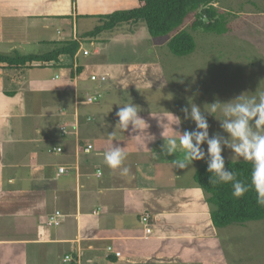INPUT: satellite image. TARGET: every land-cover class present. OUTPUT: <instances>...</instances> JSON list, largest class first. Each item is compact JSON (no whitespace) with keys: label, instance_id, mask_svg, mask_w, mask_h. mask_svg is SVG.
Returning <instances> with one entry per match:
<instances>
[{"label":"crops","instance_id":"obj_1","mask_svg":"<svg viewBox=\"0 0 264 264\" xmlns=\"http://www.w3.org/2000/svg\"><path fill=\"white\" fill-rule=\"evenodd\" d=\"M139 6V0H0V53L80 43L74 56L22 70L0 63V264H63L67 254L75 258L70 264L228 262L195 180L201 166L175 169L172 160L182 154L160 153V125L177 114L149 99L165 87L162 50L169 39L165 46L156 41L142 21L87 36L104 16ZM45 67L53 68L49 79L33 73ZM92 74L108 79L96 83ZM98 90V102H83ZM125 104L139 106L154 142L144 141L147 132L136 136L131 125L120 129L115 114ZM78 117L76 133L63 136V122ZM185 129L183 122L179 130ZM165 131L174 130L165 125ZM89 143L94 148L85 150ZM113 147L127 154L116 169L102 155ZM62 165L69 172L59 173ZM57 210L62 222L50 226ZM145 213L154 218L151 234L141 223ZM110 245L122 256L109 253Z\"/></svg>","mask_w":264,"mask_h":264},{"label":"rangeland","instance_id":"obj_2","mask_svg":"<svg viewBox=\"0 0 264 264\" xmlns=\"http://www.w3.org/2000/svg\"><path fill=\"white\" fill-rule=\"evenodd\" d=\"M217 5L227 14L230 31L217 34L192 30L197 41L192 54H174L166 45L172 34L156 37L166 45L162 50L166 80L164 89L155 92V99L149 101L161 103L163 109L171 108L182 120L181 109L190 103L203 110L216 100L228 101L242 93L251 96L257 89L264 90V0H218ZM190 23L188 19L185 27ZM52 49L51 45L38 43L18 52L44 54ZM52 71V67L35 68L33 73L49 79ZM143 96L147 101V94ZM205 115L210 134L219 130V122ZM183 122L188 130L195 127L190 120ZM222 155L228 160L230 150ZM204 163L198 160L196 167ZM216 231L222 252L227 254L225 264H264V219L232 223L216 227Z\"/></svg>","mask_w":264,"mask_h":264},{"label":"clouds","instance_id":"obj_3","mask_svg":"<svg viewBox=\"0 0 264 264\" xmlns=\"http://www.w3.org/2000/svg\"><path fill=\"white\" fill-rule=\"evenodd\" d=\"M254 93L251 96L242 93L228 101L216 100L203 110L195 103L183 107V120H190L195 125L190 130L181 132L179 128L183 121L181 117L172 114L171 119L166 118L167 123L160 125V137L163 140L160 153L165 156L181 153L182 157L172 160L175 169L180 170L187 169L194 161L204 160L206 170L211 174L208 178L211 185L231 184L232 196L237 199L251 188L256 194L257 204L264 206V90L257 89ZM139 112L137 105H123L115 114L118 117L117 124L122 131L129 130L131 125V131L138 133L136 136L147 132L142 137L144 141L154 142L157 137L147 131L149 126ZM205 113L219 122V130L210 134ZM165 125L174 130L172 134L166 133ZM226 149L230 150V162L242 160L251 164L250 183L238 180L236 172L225 167L222 153ZM102 155L104 163L116 169L121 166L127 154L120 147H113ZM128 173L129 169L123 168L122 174Z\"/></svg>","mask_w":264,"mask_h":264},{"label":"trees","instance_id":"obj_4","mask_svg":"<svg viewBox=\"0 0 264 264\" xmlns=\"http://www.w3.org/2000/svg\"><path fill=\"white\" fill-rule=\"evenodd\" d=\"M140 6L130 10L113 12L102 18L103 22L87 36L98 37L105 32H113L118 26L131 22L145 23L152 37L172 34L167 42L169 49L178 56L192 54L197 41L192 30L203 29L207 33L225 34L230 31L228 16L217 5L218 0H139ZM191 19L189 27H185ZM56 48L44 54L0 53V63L19 69L26 68L35 61H57L62 54L74 56L80 48L77 40L55 42ZM225 167L237 174V179L250 183L251 164L225 160ZM207 164L204 163L195 173V180L207 195L211 205V218L216 227H226L232 223H244L264 219V206L256 202V194L250 188L241 198L232 196L231 184L211 185Z\"/></svg>","mask_w":264,"mask_h":264},{"label":"built area","instance_id":"obj_5","mask_svg":"<svg viewBox=\"0 0 264 264\" xmlns=\"http://www.w3.org/2000/svg\"><path fill=\"white\" fill-rule=\"evenodd\" d=\"M84 53L89 54V50L84 49ZM91 79L95 81L96 83H101V82L106 81L108 77L106 75L98 76L97 74H92ZM102 96H103V93L98 90L94 94L88 95L84 99L83 102L86 104H94L98 102L102 98ZM86 119L87 121L90 122L93 120V117L89 115L86 117ZM80 125H81V122H79V117L78 119L76 118V121L73 123H68V121H64L63 124L61 125V134L63 136H67L69 134L76 133ZM70 127L74 128L75 131L71 130ZM93 148H94V145L92 143H89L85 146V150H92ZM55 150L58 152H63L64 149L63 147L59 146V147H56ZM69 170L70 168L67 166L62 165L59 167V173H67L69 172ZM99 173L101 174V171ZM153 220L154 218L152 214L150 213H145L141 217V223L144 225L145 231L147 234H151L153 232V226H152ZM61 222H62V212L60 210H57L55 213L51 214L48 218V224L50 226H59ZM108 251L109 253L115 254L117 257L122 256V252L120 250H116L113 245L108 246ZM74 260L75 258L72 254H67L63 260V264H70ZM111 264H117V263L113 262Z\"/></svg>","mask_w":264,"mask_h":264}]
</instances>
